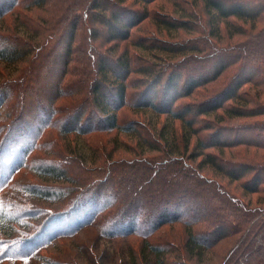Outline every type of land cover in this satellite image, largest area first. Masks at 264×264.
<instances>
[{
    "label": "trees",
    "instance_id": "obj_1",
    "mask_svg": "<svg viewBox=\"0 0 264 264\" xmlns=\"http://www.w3.org/2000/svg\"><path fill=\"white\" fill-rule=\"evenodd\" d=\"M158 1L0 0V197L65 200L63 226L138 238L129 264H264V0H200L204 32L242 39L185 78L137 61L204 50L136 37L192 31Z\"/></svg>",
    "mask_w": 264,
    "mask_h": 264
},
{
    "label": "rangeland",
    "instance_id": "obj_2",
    "mask_svg": "<svg viewBox=\"0 0 264 264\" xmlns=\"http://www.w3.org/2000/svg\"><path fill=\"white\" fill-rule=\"evenodd\" d=\"M159 5H166L178 20L184 13L196 11L197 18L192 17L190 21L193 27L192 31L180 30L176 32L173 30L170 32L171 34L167 32L160 34L156 31L155 25L145 21L140 29L135 31L136 37L142 42L154 45V47L161 45L170 47L175 45L176 41L181 40L182 44L188 45V47L199 46L204 50L176 57L166 54L153 56L140 52L137 60L139 65L144 64L142 57L148 58L150 66L154 69L159 70L161 67L171 65V69L175 73H179L181 77L185 78L187 70L191 69L190 71L193 73L200 74V70L211 69L219 61L226 60L228 55L234 51L235 42L242 39V37L236 36L229 40V37L224 35V39L218 41L210 37L206 31L205 33L204 25L201 27L199 22V18L204 14L200 0H159L152 4L154 14L169 17L170 15L168 16L166 12L160 10ZM175 8L178 12L175 11ZM178 8H184V10H178ZM183 19L186 18L183 17ZM50 76L53 80L55 79L54 74ZM143 78L145 77L140 74L132 75L130 82L132 86L129 91L133 93L134 96L131 98L134 101L140 98V92L146 87L144 83L146 79ZM151 93H154V90ZM180 101L189 102L190 99L184 98ZM125 113L126 118L136 117L129 109H126ZM259 120L244 119L228 124L237 122L255 124ZM207 131L204 130L205 133ZM251 133L256 132L251 131ZM27 180L26 178L22 179V181ZM237 191L241 192L239 189ZM9 202L13 205L8 207L6 204ZM70 206H67L65 200L54 203L33 200L21 195L18 188L8 196L0 197V213L2 214L1 211L4 208L15 213V216L20 219L13 228H10L8 223L11 222V217H0V264H129V247L137 246L136 240L140 241L138 238L127 237L119 233L107 234L97 228L92 221L82 222L75 227H67L68 223L63 226L66 218L54 213L66 210ZM27 211H30L31 214L28 215ZM51 214H54L52 218ZM211 257L216 259L212 252L209 254V258ZM210 263H214V261ZM150 264H157L153 257H150Z\"/></svg>",
    "mask_w": 264,
    "mask_h": 264
}]
</instances>
